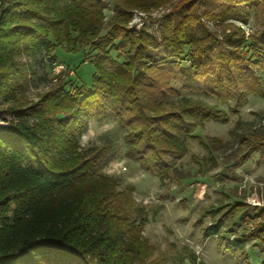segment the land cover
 I'll return each instance as SVG.
<instances>
[{
  "label": "trees",
  "instance_id": "1",
  "mask_svg": "<svg viewBox=\"0 0 264 264\" xmlns=\"http://www.w3.org/2000/svg\"><path fill=\"white\" fill-rule=\"evenodd\" d=\"M59 1L0 0V264H140L148 257L146 247L126 231L111 194L95 176L104 153L79 145L85 122L109 110L125 133V156L144 172L168 179L165 157L181 158L187 140L199 138L192 136L194 129L227 120L225 110L199 99L169 102L178 96L173 85L236 107L248 96L264 97V0H197L196 6L209 3L210 20L246 23L252 17L255 30L245 36L225 24L223 33L231 31L218 39L197 21L175 19L160 32L170 53L160 60L148 54L145 37L129 41L126 31L119 34V23L99 36L100 0ZM63 22L66 30L57 37L52 32ZM72 34L73 51L92 52L91 85L66 90L64 82L38 102L21 104L18 58L53 53ZM120 38L131 42L132 55H111ZM188 50L191 65L183 66L175 57ZM249 211L262 220L225 242L231 254L245 256L251 242L264 247V206ZM243 221L252 219L245 214ZM221 227H206L204 239L218 236Z\"/></svg>",
  "mask_w": 264,
  "mask_h": 264
},
{
  "label": "rangeland",
  "instance_id": "2",
  "mask_svg": "<svg viewBox=\"0 0 264 264\" xmlns=\"http://www.w3.org/2000/svg\"><path fill=\"white\" fill-rule=\"evenodd\" d=\"M100 1L102 19L98 22L102 31L99 36L119 23V34L126 31L129 41L140 35V40L145 37L150 42L145 41L148 54L155 60L169 58L160 32L166 31V26L171 27L175 19L197 21V26L202 25L218 39L231 31L223 33L225 24L239 28L245 36L255 30L252 17L246 23L210 20L206 13L209 3L197 7V0ZM59 3L69 4L67 0ZM118 5L126 13H118L123 10ZM65 26L63 22L52 33L62 35ZM195 36L199 37L197 31ZM48 37L51 39L50 34ZM74 38L72 34L70 43H64L53 53L41 51L18 58L23 65L15 76L21 87L20 91L16 90L21 104L38 102L64 82L66 90L76 84L91 85L95 72L92 52L88 48L84 52L73 51L77 47ZM129 41L116 40V50L111 55H132L134 50ZM188 55L192 56L190 50L182 58H175L183 66H189ZM173 88L178 96L168 97L169 102L181 97L199 99L225 110L227 120H210L194 129L192 136L199 138L187 140L186 153L181 158L165 157L169 164L168 179L159 180L144 172L138 163L125 156V133L109 110L103 118L86 120L79 145L104 153L105 160L95 176L111 194L126 231L146 247L148 257L140 264H259L264 258V247L251 242L245 248V256H239L227 251L225 242L260 223L257 212H250L249 208L264 206V97L248 96L244 106L236 107L234 102L218 104L211 98L188 94L179 85ZM235 111L237 115L233 114ZM200 139L204 140L203 144ZM245 214L252 221L244 222ZM215 223L222 226L219 235L205 240L204 229Z\"/></svg>",
  "mask_w": 264,
  "mask_h": 264
}]
</instances>
